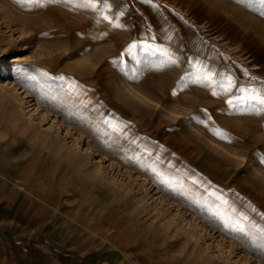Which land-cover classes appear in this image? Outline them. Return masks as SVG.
<instances>
[{"label": "rangeland", "instance_id": "1", "mask_svg": "<svg viewBox=\"0 0 264 264\" xmlns=\"http://www.w3.org/2000/svg\"><path fill=\"white\" fill-rule=\"evenodd\" d=\"M259 90L264 0H0L1 141L151 264H264Z\"/></svg>", "mask_w": 264, "mask_h": 264}, {"label": "crops", "instance_id": "2", "mask_svg": "<svg viewBox=\"0 0 264 264\" xmlns=\"http://www.w3.org/2000/svg\"><path fill=\"white\" fill-rule=\"evenodd\" d=\"M15 148L0 138V264L152 263L144 245L116 237L112 214Z\"/></svg>", "mask_w": 264, "mask_h": 264}, {"label": "snow or ice", "instance_id": "3", "mask_svg": "<svg viewBox=\"0 0 264 264\" xmlns=\"http://www.w3.org/2000/svg\"><path fill=\"white\" fill-rule=\"evenodd\" d=\"M95 2H99L101 4H103L105 7H107V0H95ZM95 2H93V0H90V4L92 7H95ZM105 19H108V17H104ZM119 26V25H117ZM132 47H135V45H133ZM174 63V61H171ZM209 77L207 76V74L205 75V79H208ZM227 83L229 85H231L232 81L230 77H226ZM255 91V90H254ZM215 94V93H214ZM249 100L253 101L255 104L259 105V110L260 111H264V90H259L257 92V94H253L250 95L249 97H247ZM262 162H264V158H262Z\"/></svg>", "mask_w": 264, "mask_h": 264}]
</instances>
